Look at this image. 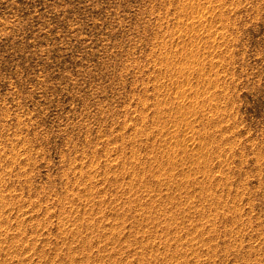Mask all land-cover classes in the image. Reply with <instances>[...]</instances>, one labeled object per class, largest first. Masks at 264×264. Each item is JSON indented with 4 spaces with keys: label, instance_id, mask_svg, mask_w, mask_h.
<instances>
[{
    "label": "rangeland",
    "instance_id": "1",
    "mask_svg": "<svg viewBox=\"0 0 264 264\" xmlns=\"http://www.w3.org/2000/svg\"><path fill=\"white\" fill-rule=\"evenodd\" d=\"M0 264H264V0H0Z\"/></svg>",
    "mask_w": 264,
    "mask_h": 264
},
{
    "label": "bare ground",
    "instance_id": "2",
    "mask_svg": "<svg viewBox=\"0 0 264 264\" xmlns=\"http://www.w3.org/2000/svg\"><path fill=\"white\" fill-rule=\"evenodd\" d=\"M185 143H186V142H185ZM185 143H184V144H185ZM180 144H181V142H180ZM178 146H180V145H178ZM187 146H188V145H187ZM184 147H185V146H184ZM191 147H192V146H191ZM189 148H190V147H189ZM197 156H198V155H197ZM169 157H170V156H169ZM161 166H162V165H161ZM162 170H163V169H162ZM158 171H159V170H158ZM160 172H161V171H160Z\"/></svg>",
    "mask_w": 264,
    "mask_h": 264
}]
</instances>
